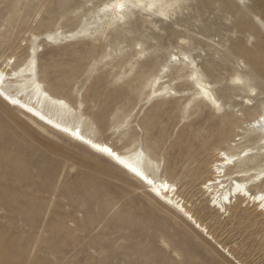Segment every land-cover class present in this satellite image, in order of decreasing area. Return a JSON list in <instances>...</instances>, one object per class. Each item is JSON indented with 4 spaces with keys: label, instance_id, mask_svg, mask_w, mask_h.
I'll return each instance as SVG.
<instances>
[{
    "label": "rangeland",
    "instance_id": "1",
    "mask_svg": "<svg viewBox=\"0 0 264 264\" xmlns=\"http://www.w3.org/2000/svg\"><path fill=\"white\" fill-rule=\"evenodd\" d=\"M116 1L0 0V68L19 71L8 90L30 99L41 84L66 103L43 102L48 113L139 155L150 174L176 184L203 227L108 158L0 100V264H264L258 203L233 198L219 209L203 187L223 150L241 156L228 171L264 192V143L246 132L264 104V0L103 9Z\"/></svg>",
    "mask_w": 264,
    "mask_h": 264
},
{
    "label": "bare ground",
    "instance_id": "2",
    "mask_svg": "<svg viewBox=\"0 0 264 264\" xmlns=\"http://www.w3.org/2000/svg\"><path fill=\"white\" fill-rule=\"evenodd\" d=\"M113 8L114 13H122L124 8V2L122 0H117L114 3L106 4L103 9ZM18 70L11 71L8 73L6 70L0 68V100L7 105H12L21 111L31 115L34 119L39 120L56 130L63 131L64 133L70 135L76 141L84 143L90 149L96 153L108 158L111 162L115 163L121 167L126 172L136 176L142 182L147 184L150 191L164 199L165 201L175 205L181 212H183L188 218L193 220L198 227H203L184 207L181 203V199L178 200V187L175 183L167 180L156 178L148 172L142 159L139 155L122 153L117 148L110 145L108 142L95 139L85 132H83L80 126H72L62 119L56 117L55 115L48 113L43 108V102H49L54 106H62L66 103L63 100H59L50 96V94L43 88L41 84H36L33 87V94L30 99L24 98L22 92L11 93L8 90V80L15 78L13 75L18 74ZM196 84L200 89V93L206 100L221 108L219 100L216 98L214 93L211 91L208 83L204 82L201 78L196 79ZM28 89L24 87L23 90ZM67 111V110H65ZM247 134L252 135L250 137H260L259 141L264 143V104L259 115L251 119L247 124ZM243 137L237 136L235 140H242ZM253 149H250L244 156L253 154ZM241 159L240 155L229 154L226 151L220 150L218 152V157L211 164L212 177L207 179L204 183V189L212 195L211 201L213 205L217 206L219 209L225 210L227 205L230 204L233 198L247 199L249 202L258 203V207L264 211V192L256 191L251 192L248 184L241 181L239 177L242 176L241 173H231L228 170L236 167L237 162ZM260 173L259 175H261ZM257 175V176H259ZM264 179V175L262 176ZM230 185V188L226 189Z\"/></svg>",
    "mask_w": 264,
    "mask_h": 264
}]
</instances>
